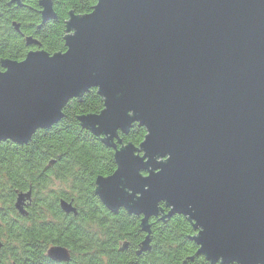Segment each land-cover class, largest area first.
I'll use <instances>...</instances> for the list:
<instances>
[{
	"label": "water",
	"instance_id": "obj_1",
	"mask_svg": "<svg viewBox=\"0 0 264 264\" xmlns=\"http://www.w3.org/2000/svg\"><path fill=\"white\" fill-rule=\"evenodd\" d=\"M39 6L43 23L56 17L52 0ZM69 18L64 53L2 63L0 142L28 144L95 88L103 111L79 122L117 167L96 192L113 214L142 217V250L151 219L182 215L212 264H264V0H98ZM134 124L147 131L140 147L120 138ZM31 196L16 199L23 217ZM47 252L71 261L64 247Z\"/></svg>",
	"mask_w": 264,
	"mask_h": 264
},
{
	"label": "trees",
	"instance_id": "obj_2",
	"mask_svg": "<svg viewBox=\"0 0 264 264\" xmlns=\"http://www.w3.org/2000/svg\"><path fill=\"white\" fill-rule=\"evenodd\" d=\"M39 1L0 0V70L4 61L20 63L32 50L64 53L70 14L87 16L98 2L52 0L56 17L43 23ZM27 38L40 47L28 46ZM103 108L104 98L92 88L69 102L58 125L36 131L28 144L0 142V264H63L48 258L54 246L70 251L71 261L64 264H212L197 254V234L186 217L151 219V242L143 251L148 233L142 217L124 209L115 215L101 203L96 179L116 172L114 151L84 129L79 118L100 114ZM128 132L120 134L124 145L140 147L147 135L138 124ZM56 183L64 188H52ZM26 192L32 194L28 215L18 216L16 199ZM61 200L72 203L77 216L65 214Z\"/></svg>",
	"mask_w": 264,
	"mask_h": 264
},
{
	"label": "rangeland",
	"instance_id": "obj_3",
	"mask_svg": "<svg viewBox=\"0 0 264 264\" xmlns=\"http://www.w3.org/2000/svg\"><path fill=\"white\" fill-rule=\"evenodd\" d=\"M56 186V187H55ZM55 186L53 185L52 188L54 189H61L63 187V185L56 183ZM64 188V187H63ZM20 214V213H19Z\"/></svg>",
	"mask_w": 264,
	"mask_h": 264
},
{
	"label": "flooded vegetation",
	"instance_id": "obj_4",
	"mask_svg": "<svg viewBox=\"0 0 264 264\" xmlns=\"http://www.w3.org/2000/svg\"><path fill=\"white\" fill-rule=\"evenodd\" d=\"M17 211V210H16ZM17 214H18V216H20V214H19V212L17 211ZM3 243V242H2ZM51 261V260H50ZM51 262H54V261H51ZM54 263H57V262H54ZM65 263V262H64ZM63 263V264H64Z\"/></svg>",
	"mask_w": 264,
	"mask_h": 264
}]
</instances>
